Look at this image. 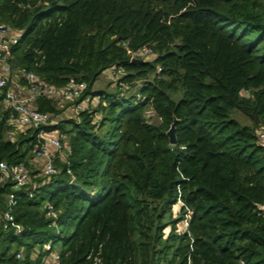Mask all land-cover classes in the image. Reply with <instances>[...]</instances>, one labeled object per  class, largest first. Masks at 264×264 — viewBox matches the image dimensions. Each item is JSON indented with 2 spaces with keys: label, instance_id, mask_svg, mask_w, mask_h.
<instances>
[{
  "label": "trees",
  "instance_id": "1",
  "mask_svg": "<svg viewBox=\"0 0 264 264\" xmlns=\"http://www.w3.org/2000/svg\"><path fill=\"white\" fill-rule=\"evenodd\" d=\"M0 23L20 32L12 66L100 99L45 129L69 135V164L15 193L0 264H42L47 243L61 264H264V0H0ZM6 117L0 162L27 166L41 128L9 140Z\"/></svg>",
  "mask_w": 264,
  "mask_h": 264
},
{
  "label": "built area",
  "instance_id": "2",
  "mask_svg": "<svg viewBox=\"0 0 264 264\" xmlns=\"http://www.w3.org/2000/svg\"><path fill=\"white\" fill-rule=\"evenodd\" d=\"M20 32L10 29L7 25L0 23V94H3V107L7 112L6 125L9 128L7 138L13 140L15 135L28 129L41 128L37 135V146L32 151V159L42 162L37 174L31 175L23 164H7L0 162V187L10 184L11 191L7 193L4 200L0 203V230L5 231L10 228L16 233L21 232V226L14 222L13 210L17 203L16 192L24 189L31 192L37 188V178H52L59 171L55 167L54 160L58 159L64 164L68 163L70 149L65 145L57 129L50 131L46 128L54 127L58 124L52 113L39 111L35 106L38 97H44L51 101L67 100L70 102L68 109L70 114L77 116L85 111L92 110L100 104L98 97L90 99L85 97L79 99L85 92L86 84L70 80L63 87L53 86L32 71L24 67L18 68L17 79L12 77V59L11 48L17 44ZM138 54L141 56L150 55L151 50L147 47L142 48ZM109 73L114 75V71ZM19 80L26 82V85L19 83ZM22 84V85H21ZM79 99V100H78ZM152 111L146 113V118L153 117ZM16 131V133H14ZM257 143L264 149V126L255 132ZM179 204H182L179 201ZM46 217H55L52 206L45 204ZM263 210V208H262ZM188 226V211L182 221V227ZM45 252L42 258V264H61L59 255L52 250L50 243L43 246ZM20 258L21 255L17 254ZM238 264H246L240 261Z\"/></svg>",
  "mask_w": 264,
  "mask_h": 264
},
{
  "label": "rangeland",
  "instance_id": "3",
  "mask_svg": "<svg viewBox=\"0 0 264 264\" xmlns=\"http://www.w3.org/2000/svg\"><path fill=\"white\" fill-rule=\"evenodd\" d=\"M138 57L136 56H133L132 59L134 58H141V59H144L146 58V56H142L140 54H137ZM148 57V56H147ZM13 61V59H12ZM12 77L17 79L18 81V75H17V67L14 65L13 63V66H12ZM110 77L106 74V73H103L99 76L98 80L96 81V84L94 85V87L96 89H102V90H105V91H113V87L110 86ZM19 83H23L24 85H26V82L22 81V80H19ZM22 85V84H21ZM54 86V85H53ZM53 105H54V113L53 116L55 117V120L56 122H58V124H60V122L62 121H67L69 119H75L76 120V117H74L73 115L70 114V111L68 109V106L70 104L69 101L67 100H56V101H52ZM0 109H4L3 107V104L0 105ZM232 118H234L235 120H237L241 125H250V121L247 117H245L244 115L240 114V113H237L235 112L233 115H232ZM151 123H154V124H159L161 121L158 120L157 118L153 117L152 119L149 120ZM169 129V128H168ZM168 130L165 131V133L167 132ZM16 133V131L14 132ZM59 135V137L61 138L62 142L68 146L69 144V135H67L65 132H63L62 130H59V132L57 133ZM54 163H55V167L56 169L59 171L60 170V166L63 164L60 160L58 159H55L54 160ZM42 166V162H39V161H36V160H33L32 158L29 160V163L27 166H25L28 170V172L33 175V174H37V172L39 171L40 167ZM42 178V177H41ZM38 179V178H37ZM36 179V180H37ZM4 200V199H3ZM55 251L58 250L57 247L54 248Z\"/></svg>",
  "mask_w": 264,
  "mask_h": 264
},
{
  "label": "water",
  "instance_id": "4",
  "mask_svg": "<svg viewBox=\"0 0 264 264\" xmlns=\"http://www.w3.org/2000/svg\"><path fill=\"white\" fill-rule=\"evenodd\" d=\"M131 62H134V63H141L142 61L140 59H137V58H134L131 60ZM142 122H145V118H142ZM178 120H176L175 118L173 119V122L171 123L168 131L165 133V135L167 136L168 138V141H169V144L171 146H174L175 143H176V137H175V126L177 124ZM264 210V208H263Z\"/></svg>",
  "mask_w": 264,
  "mask_h": 264
},
{
  "label": "crops",
  "instance_id": "5",
  "mask_svg": "<svg viewBox=\"0 0 264 264\" xmlns=\"http://www.w3.org/2000/svg\"><path fill=\"white\" fill-rule=\"evenodd\" d=\"M35 103V102H34ZM35 106H36V104H35Z\"/></svg>",
  "mask_w": 264,
  "mask_h": 264
}]
</instances>
